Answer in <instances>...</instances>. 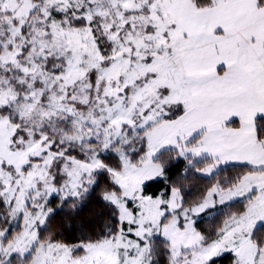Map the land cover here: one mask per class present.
Masks as SVG:
<instances>
[{"label": "snow or ice", "instance_id": "obj_1", "mask_svg": "<svg viewBox=\"0 0 264 264\" xmlns=\"http://www.w3.org/2000/svg\"><path fill=\"white\" fill-rule=\"evenodd\" d=\"M0 264H264V0H0Z\"/></svg>", "mask_w": 264, "mask_h": 264}]
</instances>
